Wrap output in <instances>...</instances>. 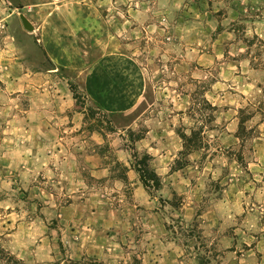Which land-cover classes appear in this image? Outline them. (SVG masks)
<instances>
[{
	"label": "rangeland",
	"instance_id": "obj_1",
	"mask_svg": "<svg viewBox=\"0 0 264 264\" xmlns=\"http://www.w3.org/2000/svg\"><path fill=\"white\" fill-rule=\"evenodd\" d=\"M262 4L0 0V246L23 264H236L260 234L246 230L241 215L219 222L206 216L212 201L224 194L231 167L242 171V192L251 185L244 174L252 159L245 141L258 131L248 129L246 122L255 113L264 118V84L261 92L235 102L242 143L232 148L216 139L223 128L208 122L214 112L205 109L203 87L212 91L210 100L228 89L227 84L212 89L224 63L235 73L236 63L246 58L264 72ZM76 7L87 8L89 17L106 24L114 45L103 44L97 33L90 39L80 31L71 48L89 59L84 65L76 58L54 63L39 42L42 15L51 24L59 21L57 27L66 37L65 28L77 29L71 19ZM88 7L94 13H88ZM21 16L33 31L23 28ZM118 52L137 59L144 73L142 103L131 113L97 105L109 101L107 96L113 98L106 85L111 78L118 83L120 76H110L107 69L117 62L106 57ZM214 52L219 60L197 68L198 56ZM184 95L188 101L182 104ZM171 114L173 160L162 174L149 162L161 186L145 190L132 167L146 153L137 143L145 138L151 119ZM193 129L204 131L205 147L195 156H182L179 134L189 135ZM138 136L142 138L135 140ZM184 163L183 168L189 167L174 171ZM123 166L127 182L119 179ZM97 168L106 170L101 175L94 172ZM214 168L223 180L210 178L216 176L210 171ZM260 184L257 178L248 194L255 195ZM261 205L258 200L248 205L256 222L264 215Z\"/></svg>",
	"mask_w": 264,
	"mask_h": 264
},
{
	"label": "crops",
	"instance_id": "obj_2",
	"mask_svg": "<svg viewBox=\"0 0 264 264\" xmlns=\"http://www.w3.org/2000/svg\"><path fill=\"white\" fill-rule=\"evenodd\" d=\"M262 2L264 8V0H262ZM76 8L78 9L75 12L77 15H74L71 19L76 23L77 29H75L74 32V30L65 28L66 30L64 31L66 37L62 36V28L57 27L59 21L57 23L55 21L51 24V22H47L49 18L42 15L45 21L37 28V32L40 35L39 42L46 55L54 63L59 61L60 64L63 62H66L65 64H67L70 60L76 58L78 62H81L82 65H84V62L89 58H87L83 52H73V48H71L73 38L79 33L85 32L89 35L90 39H93L97 33L96 37L99 39H105V42L102 41L103 44L114 45V41L110 40V38H114V36L111 35V31H109V27L106 24L102 21H95L93 18L89 17L90 15L86 13L87 8ZM41 12H46V10L42 9ZM88 13H94V10L91 7H88ZM63 26L65 27V25ZM139 27L140 26H137L134 29L137 30ZM98 29H101L102 34H98ZM220 35L221 33H218L217 36L220 37ZM10 36L11 35H9V37ZM12 39L13 38H11V40ZM62 39L65 41H62ZM68 41H70L69 45L67 44ZM216 43H219V40L215 41L214 44ZM106 58L117 62L116 65H111L109 66V69H107L110 72V76L113 75L112 73L118 72L120 78L118 83L115 79L111 78L108 85H106V88L109 90V95L110 92L113 93V98L110 99V97L107 96L109 101H102L101 104H99V102L96 103L101 109L106 111L131 113L142 103L145 91L143 69L139 66L137 59L125 53L118 52L111 56L109 54ZM197 58V68H207L211 64L205 61L211 60L214 63L215 60L220 59V56L214 52L211 56L203 53ZM231 67L232 66L229 63L221 64V71L219 72L220 79L212 85V89H216L218 85L227 84L228 89L217 94L212 100L208 99V94L212 95V91L209 90L205 96L212 106L215 107L212 121L213 127L223 128L216 139L222 143L224 148H232L242 143L238 134L240 123L237 121V118H235V102L240 100L244 101V95L247 93L253 91L254 93L256 91L261 92L262 85L264 84V82L261 81L264 72L253 67L250 59L245 58L238 61L235 65L237 68L235 73L231 72ZM228 68L230 71H227ZM105 73L108 74L107 71H105ZM86 75L87 74L85 73V76ZM226 81L230 82V84ZM234 85H236V87ZM109 87H111V89H109ZM186 99L188 101L187 96L184 95L181 103L184 104ZM186 103L188 105V102ZM237 105L241 106L239 102H237ZM258 115V113H255L246 122L249 125L248 129H255L258 131V134L251 136L245 141V143L247 142L251 148L252 159L250 161L247 160L244 174L250 178L251 185L254 184L257 178H260L261 184L256 185L255 188L257 191L255 192V195L252 192L249 195L247 192L248 188L252 187L251 185H246L242 192V189H239L238 187V177L242 171L238 166L231 167L229 175L226 176V179H229V184L227 183V188L223 189L224 194L221 198L212 201V205L208 208V215L206 216L207 220L213 219L219 222L231 221L236 219L238 215H241L246 223L245 229L252 233L256 232L260 234L259 237H257L255 241L248 245V247L242 252L238 257L236 264H264V215H262L261 221L256 222V213H253L248 209L250 202L258 200L262 203L261 206L264 213V118H258ZM174 124L175 116L172 114L168 115L166 118L151 119V126H148L149 130L147 131L145 138L139 140L137 143V145L152 157L150 161L151 166L159 172V174H162L173 160V154L175 153ZM211 131L212 128L205 133L209 135V132ZM176 147H178V144ZM196 154H199V151L190 153L188 157L195 156ZM188 167L189 166L187 165L183 169ZM207 168L208 165L205 169ZM105 170L106 169L104 168H97L94 172L103 175ZM210 171L212 172V175H216L215 177L211 176L210 178L223 180V177L219 178L220 176L217 169L214 168ZM136 190L140 191V188L138 187ZM241 193H243V196ZM231 252L232 251H227L229 254Z\"/></svg>",
	"mask_w": 264,
	"mask_h": 264
},
{
	"label": "trees",
	"instance_id": "obj_3",
	"mask_svg": "<svg viewBox=\"0 0 264 264\" xmlns=\"http://www.w3.org/2000/svg\"><path fill=\"white\" fill-rule=\"evenodd\" d=\"M209 91L207 87H203V101L205 104V109H209L212 112L215 111V107L212 106V104L205 98V93ZM213 121V115H211L210 120L208 121L209 123H212ZM242 123L240 124L241 127ZM112 130V128L110 127ZM129 135H133V132L130 130ZM180 138L182 140V148L183 150L180 152L182 156L188 155L194 151H199L202 148L201 145H203V140L205 139L204 131L202 129H197V130H191L189 135H186L185 133H180ZM142 136H138L135 138V140L141 139ZM137 155H134L136 158ZM151 157L145 153L143 154L142 158L136 162L135 165L132 167L134 170L138 173L140 182L145 190H158L161 186V181L159 176L156 174V172L150 167L149 162H150ZM185 166L184 164L177 165V167L174 169V171H178L179 169L183 168ZM128 169L127 167L123 166V171L121 176L119 177L120 180L123 182H127V173ZM0 260L6 261V264H23V262L13 255L9 254V252L5 251L4 248L0 246Z\"/></svg>",
	"mask_w": 264,
	"mask_h": 264
},
{
	"label": "water",
	"instance_id": "obj_4",
	"mask_svg": "<svg viewBox=\"0 0 264 264\" xmlns=\"http://www.w3.org/2000/svg\"><path fill=\"white\" fill-rule=\"evenodd\" d=\"M21 21H22L23 28L25 30L33 31V26L31 25V23L24 16H21Z\"/></svg>",
	"mask_w": 264,
	"mask_h": 264
}]
</instances>
